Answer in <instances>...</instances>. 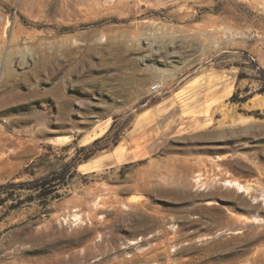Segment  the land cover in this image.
Wrapping results in <instances>:
<instances>
[{
    "label": "rangeland",
    "instance_id": "rangeland-1",
    "mask_svg": "<svg viewBox=\"0 0 264 264\" xmlns=\"http://www.w3.org/2000/svg\"><path fill=\"white\" fill-rule=\"evenodd\" d=\"M0 264H264V0H0Z\"/></svg>",
    "mask_w": 264,
    "mask_h": 264
},
{
    "label": "bare ground",
    "instance_id": "bare-ground-1",
    "mask_svg": "<svg viewBox=\"0 0 264 264\" xmlns=\"http://www.w3.org/2000/svg\"><path fill=\"white\" fill-rule=\"evenodd\" d=\"M107 126H108V124L107 125H105V126H101L100 128V134L99 135H101L102 133H104L105 131H106V128H107ZM228 184H230L231 185V183L230 182H228ZM232 185H234V186H236L237 188H239V189H241L242 188V186L240 185V184H237V183H233ZM32 237V236H31ZM33 239V238H32ZM16 256V255H15ZM2 261V260H1ZM14 261V260H13Z\"/></svg>",
    "mask_w": 264,
    "mask_h": 264
},
{
    "label": "built area",
    "instance_id": "built-area-1",
    "mask_svg": "<svg viewBox=\"0 0 264 264\" xmlns=\"http://www.w3.org/2000/svg\"><path fill=\"white\" fill-rule=\"evenodd\" d=\"M151 90H152V91H157V90H158V85H154V86H152V87H151Z\"/></svg>",
    "mask_w": 264,
    "mask_h": 264
}]
</instances>
